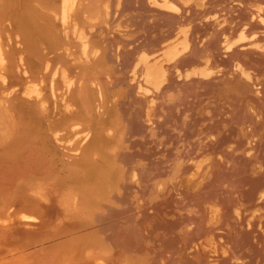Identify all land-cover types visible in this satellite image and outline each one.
<instances>
[{
    "label": "rangeland",
    "instance_id": "1",
    "mask_svg": "<svg viewBox=\"0 0 264 264\" xmlns=\"http://www.w3.org/2000/svg\"><path fill=\"white\" fill-rule=\"evenodd\" d=\"M171 1L0 0V264H264V208L231 211L264 188V0ZM48 51L68 117L22 72Z\"/></svg>",
    "mask_w": 264,
    "mask_h": 264
},
{
    "label": "bare ground",
    "instance_id": "2",
    "mask_svg": "<svg viewBox=\"0 0 264 264\" xmlns=\"http://www.w3.org/2000/svg\"><path fill=\"white\" fill-rule=\"evenodd\" d=\"M162 1L163 2L160 3V1L156 0V3H158V5L161 8L163 7V4H165L166 7L168 6V10H169V6H173L171 0H162ZM188 3L190 4L191 2H188ZM188 3L186 1V4H188ZM165 5H164L163 9H167L165 7ZM174 5H175V7L173 6V7H170V8H176V9H171V10H173V11L178 10L177 7H176V4H174ZM81 8H82V6H81V3H80V7L78 8V14H79V11H80ZM260 8L263 9V7H260ZM261 9H259L260 12H262ZM179 11H180V9L177 12H179ZM77 18H78V15L76 16L75 20ZM260 18H261V20L264 19L262 17H259L258 19L260 20ZM262 23H263L262 25H264V20H263ZM75 24L76 23H72V25H75ZM23 26H24V30H25L24 38H25V41H27L28 39H27L26 35H28V34H27L26 31L29 32L32 29L31 17L28 18V16H23ZM242 31H241L242 33L239 34V36H241V37H237L236 38L237 40L238 39L239 40L240 39L243 40L245 38L244 41H242V40H241V42L239 41L241 43V45H242L243 42L248 41L249 38H250L249 36H246L244 30H242ZM255 36L257 37V35H255ZM255 36L253 34L251 38L254 40V39H256ZM246 37H248V38H246ZM251 38H250L249 41H251ZM239 42H237V44ZM254 42H255V40H254ZM256 43H259V42L256 41ZM237 44L233 42V44H231V46H236ZM253 44H252L253 48L257 49L258 44H256L257 47H255ZM227 45L229 47V45H230L229 41H228ZM263 45H261V46H263ZM225 46H226V44H225ZM252 46H248V47L252 48ZM261 46H259V48H262ZM248 47L247 48L245 47V49H248ZM257 50H260V49H257ZM229 51H231V49ZM229 51H227V52H229ZM261 51H264V50H261ZM49 53H50V51L45 52V53H40L38 55V57H39L38 65H35V66H31L30 65V62L28 61L27 57H25V56L22 57L23 58L22 59V61H23L22 63L23 64H22V67H21L22 68V72L25 75H28L29 73H31V74L36 75V76L39 75L40 73H42V75L40 76L41 77V81H42L41 83H43V82L45 83V88L43 89V91L41 89L42 93L39 91L40 93L37 95L36 100H35L36 103L39 105L40 109H42L44 111H50L52 113L54 112L55 117H57L58 115H62V117H68V116H71V115H69V113L72 112V109L68 105L71 80L68 77H66V76L63 77V80H59L58 79V76H57L58 73H57L56 69H54V64H55L54 62H55V59L59 58V56L56 55V54H49ZM169 53H170L169 55L173 59L177 56V54H179L177 52L176 47H173V46L170 47ZM103 58L104 57L101 56L98 59L92 61L91 63L86 64L85 66H90L91 64L95 65V64L101 62ZM150 59H151L150 57H147L146 61H145L146 62V69H145L146 73H145V76H144L146 78L145 81L146 82L147 81L148 82H152L153 84H155V87L159 89L162 86V84L166 80H168V78H166V75H168V74H166L167 70H165L166 67L164 69L163 66L158 64L160 62L159 61L160 59L159 60L157 59L158 63H157V61L155 59H154V61H152ZM2 60H3V52L1 51V46H0V63L2 62ZM163 64L164 63H162V65ZM240 67H243V66H240ZM83 68H84V71H85L86 67H83ZM243 68L241 70V71H243L242 74H244V75H246L248 77V79H246L245 77H244V79L246 81H248L249 83L255 84V81H256L255 78L251 77L250 72L248 73L249 70L246 71V69H243ZM155 79H157V82L154 81ZM158 79H159V81H158ZM44 83H43V85H44ZM262 88H263L262 85H260L258 87L256 86V94L261 99L263 98V95H264L263 91H262ZM49 90H52V93ZM64 110H65L66 114L63 113ZM71 132L72 133L75 132V129L72 128L71 131L68 132V133H71ZM253 152L254 151H249L248 152L249 160H251V161L255 160L257 163H259L258 168L260 170H262L263 161L259 159L260 156L257 155V153L254 152L255 154H253ZM245 178L246 177H244V179ZM244 179H242V181H245V182L248 181V179H245V180ZM251 180L252 181H251L250 185L243 190V195L237 194V195H234L232 197V201L233 200L236 201V204H235L236 207L233 210H231V211H234L235 216H233V217L235 218L236 223H246V220H247V223H252L257 218V216L255 214V211H258L261 208H264V188L262 189L263 185L259 183L260 182V177L253 176L251 178ZM217 202L220 203L219 201H217ZM255 205L259 206L257 210L251 209L250 213H247V214L245 213L246 210H248L251 207H254ZM223 210H224L223 215L227 214V216H228V211L225 210L224 207H223ZM259 223L262 224L260 226V228H262L264 223L262 221H260Z\"/></svg>",
    "mask_w": 264,
    "mask_h": 264
}]
</instances>
